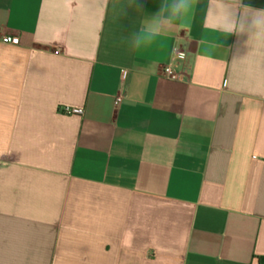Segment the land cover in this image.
Masks as SVG:
<instances>
[{"label": "crops", "instance_id": "obj_1", "mask_svg": "<svg viewBox=\"0 0 264 264\" xmlns=\"http://www.w3.org/2000/svg\"><path fill=\"white\" fill-rule=\"evenodd\" d=\"M113 3L0 0V264H264V52L217 0L133 51L162 0Z\"/></svg>", "mask_w": 264, "mask_h": 264}, {"label": "clouds", "instance_id": "obj_2", "mask_svg": "<svg viewBox=\"0 0 264 264\" xmlns=\"http://www.w3.org/2000/svg\"><path fill=\"white\" fill-rule=\"evenodd\" d=\"M79 7H86L87 0H77ZM195 0H162L158 11L141 20L138 30L128 36L133 51L153 45L175 27H186V19L192 12ZM141 11L139 0H114L115 19L127 16L128 9ZM213 15L218 18L217 28L227 35L246 34V45L252 52H264V9H254L242 0H217ZM249 54V53H248Z\"/></svg>", "mask_w": 264, "mask_h": 264}, {"label": "built area", "instance_id": "obj_3", "mask_svg": "<svg viewBox=\"0 0 264 264\" xmlns=\"http://www.w3.org/2000/svg\"><path fill=\"white\" fill-rule=\"evenodd\" d=\"M2 41L6 44L10 45H19L20 39L18 36H12V35H5L2 39ZM175 58L179 60H185L186 54L180 51L175 52ZM163 76L169 80L178 81V80H186L187 79V73L186 72H176L171 65L165 66L163 68ZM125 73H123L124 77ZM122 101V96H118L115 99V105L118 106ZM64 113L68 115H77L82 116L84 114V110L80 108H71V107H65Z\"/></svg>", "mask_w": 264, "mask_h": 264}]
</instances>
